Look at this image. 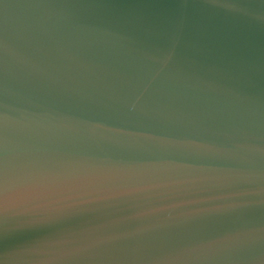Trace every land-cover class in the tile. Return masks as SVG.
I'll return each instance as SVG.
<instances>
[{
  "label": "water",
  "instance_id": "95a60500",
  "mask_svg": "<svg viewBox=\"0 0 264 264\" xmlns=\"http://www.w3.org/2000/svg\"><path fill=\"white\" fill-rule=\"evenodd\" d=\"M0 264H264V0H0Z\"/></svg>",
  "mask_w": 264,
  "mask_h": 264
}]
</instances>
